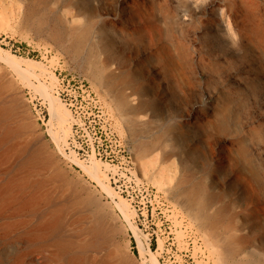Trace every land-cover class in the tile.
<instances>
[{
	"label": "bare ground",
	"instance_id": "1",
	"mask_svg": "<svg viewBox=\"0 0 264 264\" xmlns=\"http://www.w3.org/2000/svg\"><path fill=\"white\" fill-rule=\"evenodd\" d=\"M36 2L63 16L78 51L88 50L93 60L105 63L100 82L124 112L133 135L137 139L153 135L149 145L141 143L138 149L143 176L155 166V182L169 181L182 209L203 231L209 250L219 247L229 264H264V0ZM4 57L23 79L36 76V62L6 51ZM145 70L148 78L141 82ZM35 87L48 101V135L56 143L65 140L69 108L41 84ZM126 90L151 97L146 110L153 120L148 123L133 112ZM187 96L193 101L190 112L182 115L184 122L170 124L161 133L157 120L168 123L171 106ZM11 100V110L25 109L16 95ZM161 153L162 161L180 159L172 184L171 165H155L145 157L158 159ZM43 158L42 150L33 148L23 164L33 168L43 164ZM91 161L90 167L78 164L112 196L109 184L95 176L102 172L101 162ZM215 187L220 191L212 194ZM77 202L89 236L80 241L79 250L76 240L61 233V215L50 216L30 234H53L54 250L67 264H109L111 253L95 257L92 252L115 245V223L107 219L110 212L90 193ZM115 206L133 213L123 198ZM130 227L138 251L136 264H158L155 256H146L136 229L131 223ZM90 238L96 241H86Z\"/></svg>",
	"mask_w": 264,
	"mask_h": 264
},
{
	"label": "rangeland",
	"instance_id": "2",
	"mask_svg": "<svg viewBox=\"0 0 264 264\" xmlns=\"http://www.w3.org/2000/svg\"><path fill=\"white\" fill-rule=\"evenodd\" d=\"M5 51L36 62V76L26 80L18 75L5 62ZM96 59L88 50L76 49L60 13L39 6L36 0H0V264H67L54 250L53 234L30 231L50 216L61 215V233L76 240L79 250L80 241L89 236L77 201L89 193L115 223V245L93 251V256L111 253L109 264H136L139 258L131 223L146 256H155L158 264H229L219 247L209 250L203 231L182 209L169 181L155 182V166L143 176L139 145H149L154 137L133 135L124 112L102 87L105 63ZM147 70L141 82L148 78ZM37 83L69 108L70 132L58 144L48 135V101L35 87ZM13 94L25 103L23 111L11 110ZM125 94L136 115L148 123L154 119L146 110L151 97L133 96L127 90ZM192 101L188 96L176 100L169 109V122L157 120L161 133L170 124L184 122L182 115L190 112ZM33 148L42 150L43 164L24 166L23 159ZM161 155L145 157L155 165H171L172 184L180 159L162 161ZM91 160L101 162L102 172L95 176L109 184L112 196L80 166L90 167ZM213 190L212 194L220 191ZM119 198L125 199L133 213H122L115 206ZM86 241L93 244L96 240Z\"/></svg>",
	"mask_w": 264,
	"mask_h": 264
}]
</instances>
